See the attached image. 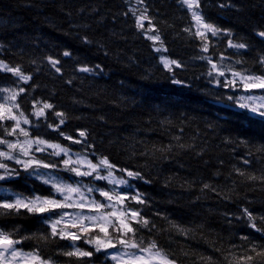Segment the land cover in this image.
Returning a JSON list of instances; mask_svg holds the SVG:
<instances>
[{
    "label": "trees",
    "instance_id": "1",
    "mask_svg": "<svg viewBox=\"0 0 264 264\" xmlns=\"http://www.w3.org/2000/svg\"><path fill=\"white\" fill-rule=\"evenodd\" d=\"M129 3L140 10L147 8L151 24L146 20L144 28L137 29ZM199 11L208 22L231 30L232 38L246 43L247 50L235 54V49L227 48V37L216 41L209 34L214 45L202 52L201 39L185 31L191 28L195 33L196 27L180 0H144L140 5L135 0H0V61L32 75L27 84H19L27 91L18 102L25 115L41 125H28L33 137L88 153L93 162L107 157L150 181L130 180L136 187L126 191L139 190L147 201L146 205H128L142 209V215L156 225L152 231L134 225L146 243L155 239L177 264H264V256L242 260L249 254L255 256L248 251L253 244L264 245V237L249 227L244 214L248 209L257 227L264 229V181L259 179L264 176V151H259L264 148V122L255 118L249 123L243 118L245 110L227 99L228 95L238 97L237 92L209 83L205 73L211 66L199 59L210 55L218 62L223 54L229 57L224 64L237 70L264 71L257 63L264 56V38L257 35L264 31V0H200ZM148 28L160 35L166 51L155 50L156 44L147 38ZM64 51L71 56L65 57ZM163 54L183 67L167 71L160 59ZM47 57L60 59V73ZM238 59L244 63L236 64ZM82 66L94 73L79 71ZM173 78L184 83L173 84ZM16 79L0 71V87H16ZM33 100L55 106L47 113L49 123L58 122L55 111L66 113L60 130L74 138L79 130H86V142L93 147L83 149L82 144L65 140L48 128L43 118L36 120L31 116ZM35 155L45 161L64 158ZM13 167L20 169V175L0 181V202H12V194L28 199L56 196L50 185L19 165ZM63 167L58 163L57 169L50 170L72 182L74 174ZM53 215L57 217L54 211L38 214L24 208H0V230L21 239L19 249L38 250L54 264H113L105 252L97 253L84 243V234L75 242L52 238L43 221ZM97 234L98 229L87 235ZM73 243L91 248L94 255L80 259L63 255L72 250Z\"/></svg>",
    "mask_w": 264,
    "mask_h": 264
},
{
    "label": "snow or ice",
    "instance_id": "2",
    "mask_svg": "<svg viewBox=\"0 0 264 264\" xmlns=\"http://www.w3.org/2000/svg\"><path fill=\"white\" fill-rule=\"evenodd\" d=\"M128 2V0H126ZM181 4L186 6L191 13L193 21H195L196 31L191 33V28L185 29L190 34L195 35L202 41L201 51L207 53L210 45H214L211 37L216 41L227 37V48L236 50L235 54H239L240 50H247L248 45L244 42H237L232 38L233 34L229 29H221L215 24L208 22L200 9V0H180ZM144 0H135V4H143ZM224 7V5H220ZM128 11L135 16V26L137 29L144 28V21H149L151 24V18L147 15V8L143 10L137 9L131 3H129ZM137 11H140V15H136ZM127 14V13H125ZM151 30V29H150ZM259 37L264 38V31L257 33ZM153 41H160L161 47L156 48V51H161L163 48V42L159 34L155 36L147 37ZM85 42H89L85 39ZM166 51V49H164ZM65 57L71 56L69 51H64ZM161 63L169 72H173V66L175 68L183 67L182 63L175 59H168L161 57ZM200 60L206 61L211 67L205 73L210 78L209 83H214L217 88H232L233 90L243 89L244 91H250L252 89L264 90V71L260 74H256L250 69L237 70L231 64H224V61L229 57L221 54L219 61L214 62L212 56H200ZM48 63L55 69L57 73L61 72V68L58 65L61 64L60 59L47 57ZM236 64L244 63L243 60H236ZM257 63L264 68V56L258 58ZM97 68L100 66L97 65ZM85 73H94V70L82 66L78 69ZM0 71L11 73L12 76L17 79L13 81L16 87H0V145L4 148L0 149V181L18 177L20 175V169L10 167L9 164L4 161H12L15 165H19L24 172H29V175H35L37 179H41L46 185H50L57 196L34 198H17L15 201H3L0 202V208L5 210L19 211L21 208L26 209L29 213H48L55 211L56 209H78L76 212L61 211L57 213L56 218L46 217L43 221L47 223L51 229L50 236L52 238H59L61 240H71L73 242L81 239V235H86L84 243L95 249V252H105L106 259L113 261V264H177L175 259H172L170 255L161 248L155 239L145 242L143 235H137L139 228L134 225H140L142 228L152 231L156 228L155 223L151 222L145 215H142V209L131 208L129 203L135 202L136 204L146 205L147 201L144 198V194L139 190L134 194L129 192L121 193L117 191V188L121 185L125 186L128 190L134 189L136 186L129 183V180L143 181L144 183H150L145 180L141 173L120 168L109 158L101 156L97 162H93L88 159V153L83 151L73 152L69 146L62 145L59 142H51L37 135L33 137L27 128L23 125H29L39 128L41 125L35 124L29 116L25 115V112L21 109V104L18 102V98L24 94L27 89L20 87L19 84H27L32 80L31 74H25L20 66H10L9 64L0 61ZM230 76V78H228ZM225 79L221 80L220 78ZM173 84H183V81L175 78L171 81ZM71 83V81H68ZM34 90V88H33ZM210 95H220V93H211ZM227 99L232 101L238 108L245 110L244 117L249 123L255 122V118H259L264 122V94L262 95H239L233 97L228 95ZM54 105L47 101L33 100V111L31 116H34L36 120L43 118L46 126L54 132H59L65 140H69L75 144H82L83 149L92 148L93 145L87 143L86 130H79L78 137L74 138L72 135L61 131V126L66 122V113L62 111H55L54 115L58 118V122H47V113L54 109ZM5 121H13L12 124L6 125ZM24 137L23 140L20 137ZM7 137H14L13 140L7 139ZM80 138H84L83 140ZM51 149L52 151H48ZM264 151V148L259 149ZM35 153H47L49 156H61L65 159L62 161H45L38 158ZM90 155L95 156L96 153L92 152ZM75 157V159H73ZM246 164L250 161L245 160ZM58 163L64 165L63 171L73 173L77 177L91 176L96 181H107L108 184L113 185L112 188L105 190L102 187L96 185H85L88 194L98 193L103 197L107 203L100 201L94 197L89 198L82 191L80 184L81 181H75L74 183L64 182L61 178L52 176L50 174H41L37 170L44 169H57ZM32 169L33 171H29ZM123 173L122 177H117L116 173ZM244 175L243 172L240 173ZM124 177H127L125 179ZM251 180L257 179L256 176H249ZM264 181V176L259 177ZM210 185L204 184V188H209ZM127 202V203H126ZM87 209V212L84 210ZM95 213V214H89ZM159 213H157L158 215ZM244 214L247 215L249 220V227L255 229L264 237V229L257 227L254 222V217L248 211L244 209ZM151 223V228L149 224ZM171 223V222H170ZM172 227L177 228L180 232L186 230L180 228L179 225L172 223ZM76 229V231H70L69 229ZM98 229V234L91 236L87 235L91 230ZM111 229V231H110ZM29 237H24L28 239ZM47 238V237H43ZM242 239L247 240L248 237L244 236ZM23 241L19 238H15L13 232H6L0 230V264H54L51 257L44 258L40 255L38 250L25 252L22 249H18L16 245L21 244ZM71 251L64 252L63 255L72 257L75 256L78 259L84 257H92L94 252L89 249H83L78 247L75 243L70 245ZM109 249H116L115 252H109ZM249 252L255 253V256L249 254L242 257V260L251 262L256 257L264 256V245L253 244ZM212 260L211 257L208 258ZM90 264V262H86Z\"/></svg>",
    "mask_w": 264,
    "mask_h": 264
},
{
    "label": "rangeland",
    "instance_id": "3",
    "mask_svg": "<svg viewBox=\"0 0 264 264\" xmlns=\"http://www.w3.org/2000/svg\"><path fill=\"white\" fill-rule=\"evenodd\" d=\"M142 10H143V9H142ZM137 15H140V11H138ZM143 23H145V21H144ZM148 29H149V33H148L147 35H148V36H155V35L151 32V30H150L151 28H148ZM154 43L156 44V48H160V47H161V42H160V41H154ZM161 51H163V52L165 51V50H164V47L161 49ZM162 57H165V55L163 54ZM165 58H167V57H165ZM228 78H230V76H229ZM220 79L223 80V79H225V78H224V77H221ZM230 89H232V88H230ZM232 91H236L238 96H239V95L249 96V95H262V94H264V90H261V89H252V90H250V91H244L243 89H238V90H233V89H232ZM2 95H3V94H2ZM22 127H25V128L28 129V125H23V124H22ZM28 131H29V130H28ZM13 139H14V137H13V138H10L9 140H13ZM20 139L23 140L24 137L21 136ZM0 147H1L0 149H3V148H4L3 145H0ZM49 150H51V149H49ZM51 151H52V150H51ZM61 156H63V155H61ZM63 159H65V157H64ZM73 159H75V157H73ZM88 159H90V158H88ZM4 162L7 163V164L11 163V164H9L10 167H13V165H15L12 161H4ZM94 163H95V162H94ZM13 168H14V167H13ZM61 169H62V168H61ZM37 171H38L39 173H41V174H46V175H47V174H50V175H52V176L58 177V176L55 175V172H54V171L51 172L50 169L40 168V169H38ZM0 172H2V170H0ZM116 176H117V177H122V176H118L117 174H116ZM72 177H73V181H72V182H70V181H66L65 179L61 178L60 176H59L58 178H61L64 182H67V183H74L75 181H81L80 187H81L82 191H84L85 194H86L87 196H89V198L94 197V198H96V199H98V200H100V201H103L104 203H107V201H105L103 197L99 196L98 193H95V192H94V193L88 194V193H87V190H86V188H85V185H92V184H94V185H96L97 187H102V188H104L105 190L112 188L113 185H110V184H108L107 181H103V180H101V181H96V180H94L93 177H91V176H87V177H77V176H75V175H72ZM124 178L127 179V177H124ZM129 183L131 184L130 180H129ZM117 191H119V192H121V193H125V192L127 191V188H126L125 186L121 185V186H119V187L117 188ZM10 194H12V193H10ZM12 195H13V198H14L13 201H15L17 198H22L20 195H17V194H12ZM56 196H57V198H59L58 194H56ZM40 197H41V196H40ZM61 211L76 212V211H79V210H78V209H56L54 212L56 213V216H57V213H59V212H61ZM84 211L87 212V209H85ZM89 214H95V213H89ZM51 217H52V218H56L54 215L51 216ZM18 249H19V248H18ZM115 251H116V249H109V252H115ZM22 263H23V262H22Z\"/></svg>",
    "mask_w": 264,
    "mask_h": 264
},
{
    "label": "flooded vegetation",
    "instance_id": "4",
    "mask_svg": "<svg viewBox=\"0 0 264 264\" xmlns=\"http://www.w3.org/2000/svg\"><path fill=\"white\" fill-rule=\"evenodd\" d=\"M23 264V263H22Z\"/></svg>",
    "mask_w": 264,
    "mask_h": 264
}]
</instances>
